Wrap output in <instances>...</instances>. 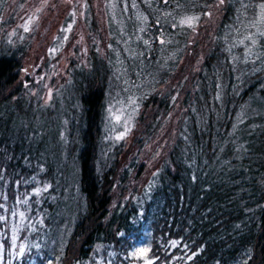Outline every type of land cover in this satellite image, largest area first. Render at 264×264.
<instances>
[{
  "label": "trees",
  "instance_id": "1",
  "mask_svg": "<svg viewBox=\"0 0 264 264\" xmlns=\"http://www.w3.org/2000/svg\"><path fill=\"white\" fill-rule=\"evenodd\" d=\"M217 1L104 0L105 57L73 64L53 100L75 106L61 148L46 137L47 107L14 98L21 60L0 0V187L8 179L14 197L48 186L18 216L22 257L2 254L3 264H264V0H223L213 46L177 94ZM186 17H198L193 27ZM114 99L141 106V133L119 147L103 127ZM176 101L185 110L171 151L149 175L157 162L148 170L142 152Z\"/></svg>",
  "mask_w": 264,
  "mask_h": 264
},
{
  "label": "rangeland",
  "instance_id": "2",
  "mask_svg": "<svg viewBox=\"0 0 264 264\" xmlns=\"http://www.w3.org/2000/svg\"><path fill=\"white\" fill-rule=\"evenodd\" d=\"M105 4L104 0H8L6 3L4 12L6 46L14 50L18 59L21 60L20 73L15 85L17 93H14V98H19L21 93L25 95L27 102L30 100L35 106L41 104L42 107H47V117L42 124L51 126L46 135L49 141L55 139L54 141L57 142V139L60 141L64 139L66 133L64 130L67 127L63 123L64 119L69 116V111L72 112V108H75V106L70 108L67 102L64 103L61 100L57 101L56 105L53 102L55 95L60 92L65 81H68L71 67L75 64L83 65L87 69L88 60L93 51L102 58L106 55L105 48L108 47L109 35L106 30ZM215 4V7L208 12V23L205 24L209 36L204 38L207 32L199 35L204 39L200 38L199 43L202 45L199 47L205 49V52L199 51V48L194 49L183 64L187 74L183 78L182 90L177 92L179 100L183 99L188 92L193 80L192 75L197 70L190 69L193 59L203 61L213 46L211 36L214 35L219 22L223 3L218 0ZM25 28L28 30L25 31ZM180 105L179 101L175 102L173 110H169V118H166L167 126L160 129L158 135L152 140V144L146 145L142 152L141 160L151 161L148 170L152 167L154 160L157 162L155 167L149 170V175L159 167L162 160H166L171 151L170 140H173L174 135L177 134L173 127L184 109V106ZM140 107V102L134 106L129 103L124 105L117 99L106 103L103 127L107 135L108 130L110 131L114 143L112 145L119 147L127 144L131 141L133 133H141V129L134 127V120L139 115ZM121 136L122 138L117 139ZM38 141L33 142L30 148L34 155H37L40 150ZM65 142L66 140L59 142V146L65 147L67 145L64 144ZM52 145L54 146V143ZM27 183L24 181L23 185ZM8 184L6 179L0 187L2 191L0 192V217H2L0 219V264H3L2 254L11 259L17 258L16 253L22 257L19 249L22 245L25 247L26 245L18 240V229L23 227L18 216L20 215L21 218L23 213V217H27L31 200H39L44 190L48 188V186L36 185L32 189L27 188V195L12 197L14 194L12 190L7 193L5 191ZM17 186L18 184H14L13 188ZM10 197L13 199L10 200ZM3 246L9 248L7 252H3ZM140 249H144V252L141 253ZM147 249L145 246L139 247L135 251V257L142 258ZM143 261L146 262V260Z\"/></svg>",
  "mask_w": 264,
  "mask_h": 264
},
{
  "label": "snow or ice",
  "instance_id": "3",
  "mask_svg": "<svg viewBox=\"0 0 264 264\" xmlns=\"http://www.w3.org/2000/svg\"><path fill=\"white\" fill-rule=\"evenodd\" d=\"M221 3H223V0H221ZM261 8L262 9H264V5H261ZM198 19V17H186V18H184V19H182L181 21H180V24L183 26V25H186V26H188V27H193L194 26V23L196 22V20ZM28 29L27 28H25V31H27ZM123 135V134H122ZM120 138H122V136L121 137H117V139H120ZM21 216H23V213H21ZM0 219H2V217H0ZM175 243V242H174ZM24 251H25V249H24V246L22 245L21 247H20V249H19V254H23L24 253ZM140 251H141V253H143L144 252V249H140ZM49 264H51V262L49 261Z\"/></svg>",
  "mask_w": 264,
  "mask_h": 264
}]
</instances>
